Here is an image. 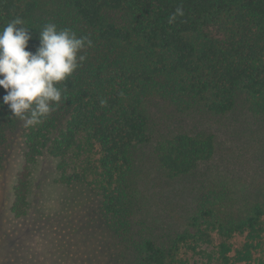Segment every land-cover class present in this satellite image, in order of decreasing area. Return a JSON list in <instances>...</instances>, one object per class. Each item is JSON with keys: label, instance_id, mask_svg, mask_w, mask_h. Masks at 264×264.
<instances>
[{"label": "trees", "instance_id": "1", "mask_svg": "<svg viewBox=\"0 0 264 264\" xmlns=\"http://www.w3.org/2000/svg\"><path fill=\"white\" fill-rule=\"evenodd\" d=\"M17 17L33 54L49 22L92 46L39 125L0 87V174L23 140L12 217L51 158L59 183L96 195L104 264L211 263L215 238L220 264H264V0H0V29Z\"/></svg>", "mask_w": 264, "mask_h": 264}, {"label": "rangeland", "instance_id": "2", "mask_svg": "<svg viewBox=\"0 0 264 264\" xmlns=\"http://www.w3.org/2000/svg\"><path fill=\"white\" fill-rule=\"evenodd\" d=\"M23 140L20 130L13 136L5 169L0 174V264H104V235L93 222L98 199L83 184L58 182L57 163L40 160L36 172L35 196L29 216L16 220L9 212L12 185L22 163ZM89 155V154H86ZM206 248L211 256L197 255L200 264H220L215 248ZM234 248L243 238L233 240Z\"/></svg>", "mask_w": 264, "mask_h": 264}, {"label": "clouds", "instance_id": "3", "mask_svg": "<svg viewBox=\"0 0 264 264\" xmlns=\"http://www.w3.org/2000/svg\"><path fill=\"white\" fill-rule=\"evenodd\" d=\"M183 15V8L177 7L168 23ZM24 25L25 21L17 17L0 29V87L7 93L3 104L12 116L25 127H32L41 124L66 99V89L57 85L82 66L86 55L81 53L92 46V40L49 22L39 31V45L33 54L26 50L33 39L31 29ZM105 104L101 100V105Z\"/></svg>", "mask_w": 264, "mask_h": 264}]
</instances>
